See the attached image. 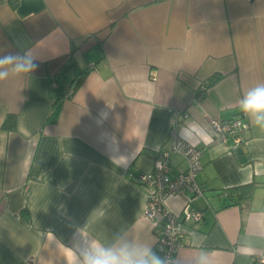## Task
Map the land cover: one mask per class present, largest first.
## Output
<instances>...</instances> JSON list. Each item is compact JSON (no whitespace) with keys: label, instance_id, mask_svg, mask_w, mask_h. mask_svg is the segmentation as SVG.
Wrapping results in <instances>:
<instances>
[{"label":"crops","instance_id":"1","mask_svg":"<svg viewBox=\"0 0 264 264\" xmlns=\"http://www.w3.org/2000/svg\"><path fill=\"white\" fill-rule=\"evenodd\" d=\"M25 50L35 70L0 81V264H67L80 227L154 249L136 176L170 148L172 126L202 151L204 192L175 256L252 264L264 251V130L239 107L264 84V0H0V55ZM234 118L249 123L242 143L216 141L210 121ZM168 159L173 173L187 166ZM248 183L247 203L224 206L223 190Z\"/></svg>","mask_w":264,"mask_h":264},{"label":"built area","instance_id":"2","mask_svg":"<svg viewBox=\"0 0 264 264\" xmlns=\"http://www.w3.org/2000/svg\"><path fill=\"white\" fill-rule=\"evenodd\" d=\"M214 138L220 143H227L231 138L234 143H242L241 134L248 130L249 123L234 118L231 120L210 121ZM172 143L168 150L161 153V157L154 162L153 169L140 172L136 179L148 189L146 206L143 217L157 228L154 250L164 256H174L183 245L184 231L180 227V220L197 223L202 219V211L193 207V202L203 197V190L196 181L198 172L202 169L200 148L182 139L175 126L169 130ZM181 155L186 161V168L173 173L169 166V154ZM228 192L222 191L227 197ZM171 196L181 197L183 200L180 212L171 210L167 201ZM252 264H264V251L258 253Z\"/></svg>","mask_w":264,"mask_h":264},{"label":"clouds","instance_id":"3","mask_svg":"<svg viewBox=\"0 0 264 264\" xmlns=\"http://www.w3.org/2000/svg\"><path fill=\"white\" fill-rule=\"evenodd\" d=\"M35 61L31 50H25L22 54L10 52L0 55V81L6 80L10 74L33 72L37 67ZM239 107L255 126L264 130V84L248 89L239 101ZM206 139L210 140V137ZM112 160L119 161L120 168H127L131 163V158L123 156L113 157ZM52 237L53 240L56 239L53 234ZM70 250L73 258L67 261V264H212L209 256L203 251L191 258L180 255L162 256L151 244L129 235L118 234L111 243H106L92 238L83 227L76 230L74 246Z\"/></svg>","mask_w":264,"mask_h":264},{"label":"trees","instance_id":"4","mask_svg":"<svg viewBox=\"0 0 264 264\" xmlns=\"http://www.w3.org/2000/svg\"><path fill=\"white\" fill-rule=\"evenodd\" d=\"M219 79H220V76L214 74L207 79V85H213ZM2 127H4V128H13L14 127L12 115H8L6 117V119L4 120V122L2 124ZM253 188H254V184L248 183L245 185L236 186L233 188L226 189V191L228 192L227 198L229 201L224 206H228L231 204H245V203H247L252 196Z\"/></svg>","mask_w":264,"mask_h":264}]
</instances>
